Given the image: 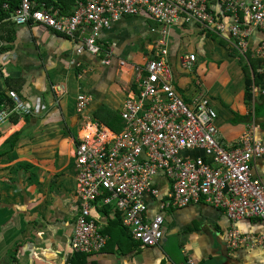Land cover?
I'll use <instances>...</instances> for the list:
<instances>
[{
    "label": "crops",
    "instance_id": "crops-1",
    "mask_svg": "<svg viewBox=\"0 0 264 264\" xmlns=\"http://www.w3.org/2000/svg\"><path fill=\"white\" fill-rule=\"evenodd\" d=\"M211 7L229 28L230 19L222 3L213 0ZM72 12L73 7L65 15ZM158 27L148 15L126 16L101 32L98 43L103 53L93 56L80 49L79 38H68L41 25H16L12 18L0 24L4 43L0 50V98L5 101L1 105L11 108L10 92H15L33 107L31 114L13 113L0 127V264H70V244L79 211L76 144L85 123L102 122L99 118L104 112L120 114L127 97L139 93L134 66L153 58L157 34L152 30ZM262 37V31L254 29L248 53L243 55L228 30L221 37L185 21L171 29L173 87L190 106L203 96L205 87L216 108L217 101L223 103L218 113L225 116L223 124L219 119L224 145L236 146L247 131L264 144V60L255 57ZM107 53L112 59L108 66L102 63ZM185 54L198 55L199 61L190 73L200 71L207 85L197 74L195 83L185 75L188 72L179 63ZM250 61L260 63L261 77L256 86L252 76L251 101L245 96L244 74ZM211 72L218 75L214 83L209 80ZM223 78L228 82L224 87ZM56 85L66 92H55ZM82 93L91 94L93 101L85 112H77V98ZM183 155L209 162L212 159L200 150ZM252 173L264 182V157L255 162ZM155 186L159 197L147 194L144 199L150 219L164 215L161 243L145 247L133 240L128 230L114 227L112 235H107V247L88 255L87 264H264L263 246L250 243L228 247L233 222L223 210L201 202L162 211L161 203L171 182L160 174ZM116 214L111 212L108 217L101 213L103 229ZM234 227L241 236L264 240L261 219L238 220Z\"/></svg>",
    "mask_w": 264,
    "mask_h": 264
},
{
    "label": "built area",
    "instance_id": "built-area-1",
    "mask_svg": "<svg viewBox=\"0 0 264 264\" xmlns=\"http://www.w3.org/2000/svg\"><path fill=\"white\" fill-rule=\"evenodd\" d=\"M213 0H74L72 14L36 0H21L12 20L16 25H41L71 39L80 49L101 56L98 43L103 30L132 15H148L159 27L153 44V58L135 65L139 90L124 101L120 116L124 129H114L98 120L84 125L74 153L76 196L79 211L70 244L72 254L93 255L102 252L109 237L102 233L101 211L104 206L121 215L122 225L133 240L145 247L158 246L164 237L163 214L150 219L144 196L159 197L155 179L160 174L171 182L161 210L182 209L204 202L223 210L233 222L228 247L248 244L264 247V240L244 237L234 227L242 219L264 221V182L253 177L255 162L264 157V144L251 131L243 134L236 146L224 145L217 126L219 113L211 101L201 96L187 105L173 87L170 59L171 29L181 21L199 24L208 33L221 36L228 30L236 49L248 53L254 29L263 33L255 57L264 60V0H218L230 19V27L212 11ZM4 47L0 39V50ZM197 54H185L179 63L193 71ZM111 54L102 63L111 65ZM123 64H125L123 62ZM1 66V60H0ZM54 91L64 94L62 86ZM264 94V93H263ZM13 106L0 104V127L13 113L31 114L33 107L10 92ZM93 101L91 94L77 98V112H85ZM205 151L203 158L185 157V152ZM180 264H195L192 261Z\"/></svg>",
    "mask_w": 264,
    "mask_h": 264
},
{
    "label": "trees",
    "instance_id": "trees-1",
    "mask_svg": "<svg viewBox=\"0 0 264 264\" xmlns=\"http://www.w3.org/2000/svg\"><path fill=\"white\" fill-rule=\"evenodd\" d=\"M46 2L48 5L56 6L57 8H61L63 14H66L67 11L71 10L72 7L74 9L75 2L74 0H42ZM86 1V0H84ZM21 0H0V24L4 21L11 20L15 10L19 7ZM259 62L257 61H250V67L246 66L244 69L245 74V96L247 100H252V76L255 77L254 84L257 86L261 77L258 74ZM5 101L4 99L0 98V104H3ZM102 122L110 126L116 132H121L124 129V120L120 116L119 112H104V116L99 118ZM101 213L106 216H110L112 212L110 207H102L100 209ZM121 228L122 230L126 231L122 225L121 215L116 214L115 219H111L109 221L108 226L102 230L104 235H112L113 228ZM87 257L88 255L83 253H75L71 258L70 264H87Z\"/></svg>",
    "mask_w": 264,
    "mask_h": 264
},
{
    "label": "rangeland",
    "instance_id": "rangeland-1",
    "mask_svg": "<svg viewBox=\"0 0 264 264\" xmlns=\"http://www.w3.org/2000/svg\"><path fill=\"white\" fill-rule=\"evenodd\" d=\"M185 72H188V73H185V75L188 77V78H190V81L192 82V83H195L196 82V80H197V78H196V74H197V76L199 75L200 76V71H195V72H193V73H190V71H186V70H184ZM225 73H223V75H224ZM193 75V79H191V76ZM200 78H202V76H200ZM202 80H203V78H202ZM209 80H211V82L212 83H214V82H216L217 80H218V75L217 74H215V73H213L212 74V72L209 74ZM204 81V83L207 85L208 84V82L207 81H205V80H203ZM219 84V83H218ZM218 84H217V86H218ZM220 85V84H219ZM226 85H228V82L227 81H225V78H223V87L224 86H226ZM209 86V85H208ZM208 87H205V89H203V96H205L206 98H208L210 101H211V103H212V106L214 107V109L217 111V112H220V108H221V106L223 105V103L221 102V101H217L218 102V107L216 108L215 107V102H214V100L211 98V97H209L210 95L208 94V89H207ZM182 100H184L183 98H181ZM220 114V113H219ZM220 123L221 124H223V121L225 120V116L223 115V112H221V116H220ZM217 126H218V128L220 129V126H219V120H218V122H217Z\"/></svg>",
    "mask_w": 264,
    "mask_h": 264
}]
</instances>
